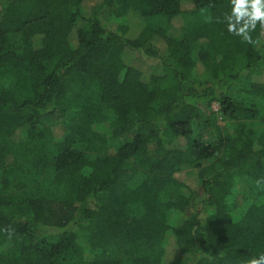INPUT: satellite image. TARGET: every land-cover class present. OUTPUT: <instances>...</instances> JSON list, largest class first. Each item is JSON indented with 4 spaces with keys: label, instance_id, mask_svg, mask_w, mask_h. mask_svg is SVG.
<instances>
[{
    "label": "trees",
    "instance_id": "16d2710c",
    "mask_svg": "<svg viewBox=\"0 0 264 264\" xmlns=\"http://www.w3.org/2000/svg\"><path fill=\"white\" fill-rule=\"evenodd\" d=\"M87 1L0 0V264L264 254L259 25L254 46L229 0Z\"/></svg>",
    "mask_w": 264,
    "mask_h": 264
},
{
    "label": "clouds",
    "instance_id": "9594fccd",
    "mask_svg": "<svg viewBox=\"0 0 264 264\" xmlns=\"http://www.w3.org/2000/svg\"><path fill=\"white\" fill-rule=\"evenodd\" d=\"M229 3L230 11L223 18L228 33L239 37L242 43L258 45L260 41L254 40L251 33L259 25L261 36H264V0H229ZM204 11L206 9H201L202 13ZM210 20L206 18V22ZM246 264H264V254L249 259Z\"/></svg>",
    "mask_w": 264,
    "mask_h": 264
},
{
    "label": "rangeland",
    "instance_id": "374dc122",
    "mask_svg": "<svg viewBox=\"0 0 264 264\" xmlns=\"http://www.w3.org/2000/svg\"><path fill=\"white\" fill-rule=\"evenodd\" d=\"M94 2H95L94 0H88L86 3L85 11H88L89 10L88 8H90L94 4ZM165 28H166L167 33H169V34H172V35L178 34L177 26L175 24L173 26L170 24H165ZM261 55L264 58V50H262ZM210 109L214 112V115L218 118V121H219L220 117H219V113H218V104L216 102H213L211 104ZM201 123H202L201 120H197L194 122L193 136L195 138L209 140L210 134L203 128ZM52 128H53L54 133L56 135H60V136L62 135V133L65 130L64 126L61 124H56Z\"/></svg>",
    "mask_w": 264,
    "mask_h": 264
}]
</instances>
